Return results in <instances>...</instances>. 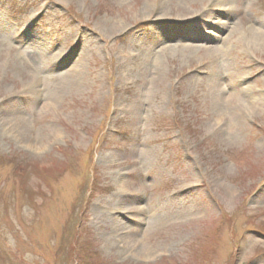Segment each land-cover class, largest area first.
I'll return each mask as SVG.
<instances>
[{
	"label": "rangeland",
	"instance_id": "rangeland-1",
	"mask_svg": "<svg viewBox=\"0 0 264 264\" xmlns=\"http://www.w3.org/2000/svg\"><path fill=\"white\" fill-rule=\"evenodd\" d=\"M0 264H264V0H0Z\"/></svg>",
	"mask_w": 264,
	"mask_h": 264
},
{
	"label": "bare ground",
	"instance_id": "bare-ground-1",
	"mask_svg": "<svg viewBox=\"0 0 264 264\" xmlns=\"http://www.w3.org/2000/svg\"><path fill=\"white\" fill-rule=\"evenodd\" d=\"M158 8H156V9H150V8H148V13H149V16H155L156 14H158V10H157ZM146 11V12H147ZM219 99H220V97H219Z\"/></svg>",
	"mask_w": 264,
	"mask_h": 264
}]
</instances>
